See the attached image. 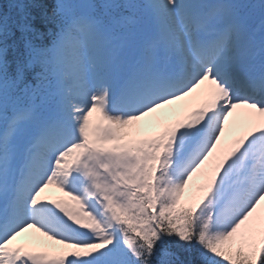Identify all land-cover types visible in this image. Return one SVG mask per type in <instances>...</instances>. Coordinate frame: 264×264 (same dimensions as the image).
<instances>
[{"label":"snow or ice","instance_id":"snow-or-ice-1","mask_svg":"<svg viewBox=\"0 0 264 264\" xmlns=\"http://www.w3.org/2000/svg\"><path fill=\"white\" fill-rule=\"evenodd\" d=\"M0 264H264V0L0 3Z\"/></svg>","mask_w":264,"mask_h":264},{"label":"trees","instance_id":"trees-1","mask_svg":"<svg viewBox=\"0 0 264 264\" xmlns=\"http://www.w3.org/2000/svg\"><path fill=\"white\" fill-rule=\"evenodd\" d=\"M4 2V0H0V3Z\"/></svg>","mask_w":264,"mask_h":264}]
</instances>
